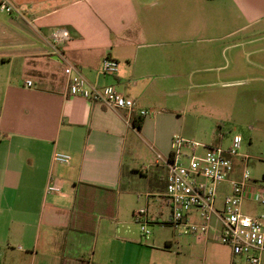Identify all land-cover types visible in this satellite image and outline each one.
Listing matches in <instances>:
<instances>
[{
	"label": "crops",
	"instance_id": "crops-1",
	"mask_svg": "<svg viewBox=\"0 0 264 264\" xmlns=\"http://www.w3.org/2000/svg\"><path fill=\"white\" fill-rule=\"evenodd\" d=\"M2 1L0 264H62L63 258L107 264L98 260L103 226L112 235L104 237L126 249L108 264H130L131 259L137 264L127 254L133 244L130 230L118 223L121 202L127 201L123 196L138 191L135 185L139 176L149 178V166L163 167L167 174L157 155L171 154L175 134L189 139L194 135L185 117L162 106L144 115L141 125L134 124L140 110L157 107L153 101L163 90L150 80L159 77L157 59L142 48L192 40L206 26L213 0H7L11 12L1 8ZM214 2L238 13L228 25V35L264 25V0ZM58 28L67 29L70 38L54 47L52 35ZM106 56L118 61L113 73L102 71ZM69 63L78 65L91 83L112 84L133 98L134 109H111L72 95L65 73ZM27 79L32 86L26 85ZM56 152L70 154V161H56ZM49 184L59 185L61 191H48ZM164 195L168 210L161 209L150 220L170 222V201ZM254 204L252 211L261 206ZM107 220L118 225L110 228ZM174 236L164 238L165 250L180 244ZM187 236L191 247L202 249L204 257L210 254L214 264L246 262L227 244L221 247L230 253H218L220 241L213 232L204 239Z\"/></svg>",
	"mask_w": 264,
	"mask_h": 264
},
{
	"label": "rangeland",
	"instance_id": "rangeland-1",
	"mask_svg": "<svg viewBox=\"0 0 264 264\" xmlns=\"http://www.w3.org/2000/svg\"><path fill=\"white\" fill-rule=\"evenodd\" d=\"M208 5L207 19L204 21L206 26L197 30L192 40L142 48V53L156 57L155 74H159V77L150 80L157 81L158 87L163 89L160 95L155 96L153 102L157 107L152 112L162 106L185 117L194 130L193 140L206 145L220 143L227 147L235 135L241 136L240 152L251 156V175L255 179H262L264 25L228 35V25L234 18H238V13L233 14L228 4L224 6L214 0ZM2 15L6 17L8 14ZM149 40L159 39L149 37ZM218 137L222 138L219 140ZM145 156L151 159L148 153ZM146 164L149 166V163ZM136 165L138 168L142 166L139 163ZM165 174L163 167L156 164L149 166V178L139 176L135 185L138 191L123 196L127 201L121 202L118 223L122 230H130L129 235L133 240L127 254L135 258L137 264H214L210 254L204 257L202 249L194 250L191 247L192 240L185 233L183 225L158 223L156 220L146 222L144 219L146 227L151 231L149 239L144 237L142 225L134 217L132 207L135 206L137 213L146 211L150 219L155 218L161 209L168 210L167 197L164 195ZM223 186L221 196L226 184ZM254 207V203L246 202L243 210L246 213H264L263 206L256 205L255 211H252ZM108 224L114 228L117 222L109 221ZM101 233L108 239L112 237L111 231L108 232L105 226ZM174 233L178 235L180 244L167 251L163 240L174 238ZM104 236L99 239L98 260L108 264L113 257L121 258L126 249L124 244L118 241L110 243ZM224 245L221 242L217 244L218 253L227 255L230 252L221 247ZM129 263L134 262L131 259ZM236 263L247 264L239 259Z\"/></svg>",
	"mask_w": 264,
	"mask_h": 264
},
{
	"label": "built area",
	"instance_id": "built-area-1",
	"mask_svg": "<svg viewBox=\"0 0 264 264\" xmlns=\"http://www.w3.org/2000/svg\"><path fill=\"white\" fill-rule=\"evenodd\" d=\"M1 8L13 10L7 0ZM70 38L65 28L54 31L52 39L63 44ZM118 69V61L106 56L102 71L113 73ZM69 92L95 101L111 109L132 111L133 98L124 95L114 85L99 86L91 83L80 67L69 63L65 67ZM32 86L31 79L26 80ZM140 115L153 112L140 110ZM221 139L222 137H218ZM242 137L235 135L229 146L220 143L206 145L183 135H174L171 154H158V161L167 169L166 194L171 206L170 224L183 225L185 233L198 239L208 238L213 232L221 243L231 246L237 256L249 264H262L264 258V213H246L244 203H256L264 207V175L262 179L252 177L249 167L251 156L240 152ZM54 159L69 162L71 155L56 152ZM226 184L225 194L220 195L221 185ZM50 192L61 191L57 184H49ZM136 220L141 223L142 231L149 238L151 231L144 219L149 222L146 211L136 212Z\"/></svg>",
	"mask_w": 264,
	"mask_h": 264
},
{
	"label": "trees",
	"instance_id": "trees-1",
	"mask_svg": "<svg viewBox=\"0 0 264 264\" xmlns=\"http://www.w3.org/2000/svg\"><path fill=\"white\" fill-rule=\"evenodd\" d=\"M143 115H140L139 117L136 116L134 118V124L135 125H141ZM136 216V213H134V217ZM89 259L87 258H78V259H67L63 258L62 264H89ZM0 263H1V250H0Z\"/></svg>",
	"mask_w": 264,
	"mask_h": 264
}]
</instances>
